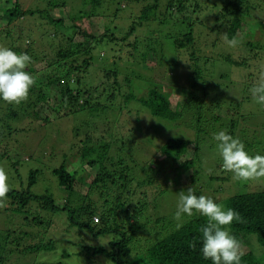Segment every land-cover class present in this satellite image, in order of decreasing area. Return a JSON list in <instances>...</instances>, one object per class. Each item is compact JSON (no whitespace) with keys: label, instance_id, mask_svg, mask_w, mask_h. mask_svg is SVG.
<instances>
[{"label":"trees","instance_id":"16d2710c","mask_svg":"<svg viewBox=\"0 0 264 264\" xmlns=\"http://www.w3.org/2000/svg\"><path fill=\"white\" fill-rule=\"evenodd\" d=\"M202 1H204L203 4L200 3L201 0H153L152 5L148 8L145 7L141 18L144 24L149 23L154 12L157 14L156 8L163 6L164 9L168 8L166 12H177L179 15L180 19L177 18L173 21L172 18L171 24L186 25V31L172 39V49L176 52L187 53L190 60L187 66L188 74L181 75L179 69H175L176 63H171V67L167 70V76L168 82H171L169 87H171L170 85L181 86L183 84L188 86V82L189 92L187 97L180 101L173 99L172 93L163 96L156 90H150L148 99H137L131 87L133 77L125 80L127 91H124L119 83L117 72L104 73L102 78H105L108 83L111 82L107 87L108 94L105 96L109 101L118 97V104H116L125 106L116 107L115 115H118V120L121 121L120 131L128 132L129 129L134 128V126L129 128L130 123L133 122L134 125V122L136 124L140 122L141 119H135L127 107L129 106L134 111L139 110L132 107V103H138L146 110L144 112L139 110L142 120L146 119L149 122L160 119L175 125L185 114L191 115L190 113L194 112L197 116L195 119L196 138L198 133H204L200 128L203 104L209 98L210 105H218L214 104L217 101L213 102L212 92L209 88L212 76L208 70L209 67H207V60L201 55L202 44L211 49L216 47V42L219 40L217 37L220 34L222 38L225 35L229 39L234 37L233 30L243 28L244 20L248 17L253 18L257 12L255 7L258 6L262 9L260 1L264 4V0ZM199 10L204 11L203 20L199 18L194 21L197 16L199 17ZM26 12L23 10L22 0H13L12 5L4 9L1 16L5 19L3 21L10 26L19 18L25 17ZM160 18H162L160 20L162 22L168 19L165 16H160ZM204 20L207 22L210 20L208 25L205 28L197 29L196 24L203 25ZM60 21L57 20L59 23ZM48 23H53V21ZM139 25L141 26V23ZM137 28V24L131 22L125 30H122L123 28L121 31L115 29L116 37L114 34L108 35L107 31L103 35L89 34L75 25L71 36L63 37L58 46L48 47L53 55L44 56L42 62L43 69H48L49 73H42L45 76L38 79V81L42 80V83H39L40 88L36 91L35 85L32 86L27 99L19 104L26 102L31 109L41 106L48 109L51 115L56 116L59 114L56 109L64 108V113L59 114L57 118H64L68 113L83 112L89 122H94L88 125V130H97L99 118L91 112L103 109L102 105L97 102L99 94L93 97L94 92L82 87V78L92 63V50L95 45L103 42L116 43L120 41L125 43L126 39L136 35ZM224 29L226 31L222 33ZM258 29L264 30V22L253 23L247 31L251 36ZM199 32L201 36H199ZM118 33L119 35L124 34L120 40ZM202 34L205 37L213 36L212 42H204ZM247 45L252 58L255 59L264 49V47H259V51L257 43H248ZM14 46L12 44V50L19 52ZM164 58L165 56L162 55L160 61ZM260 58L264 59V54ZM208 59L210 65L213 61H217L230 65L234 69L248 68L247 58L239 62L234 61L229 54L225 56L212 52V56ZM160 63L157 62V65ZM35 66L38 67L36 64L28 63L24 70L27 72H29L27 69L33 70L34 73L29 72L31 75L37 74ZM212 67L214 66L212 65ZM180 70L183 71L184 68ZM34 80L36 81L35 78ZM44 80L45 83H43ZM179 81H181V85ZM71 85L74 86L73 89ZM100 89H104V85L98 88V90ZM41 90L44 94L41 93ZM51 99L56 102L51 103ZM247 101L246 99L245 102ZM3 102L0 101V105ZM47 102L49 106L46 104ZM4 103L6 104V102ZM240 104L237 103L236 108H228L226 111L227 116L233 119L230 122V127L227 126L228 134L232 136H235L233 130L238 124V117L244 125L249 122L248 113L239 114ZM3 110L0 109V115L6 110V115L11 116L12 112L9 107ZM214 118L219 124L223 122L221 119L219 121L217 117ZM46 120L50 124L51 120ZM111 128L112 122L111 125L106 126L104 131ZM119 134L122 138H117V140L115 136ZM116 135L114 140H109L105 145H99L90 138L82 148H74V151L77 152L74 158L79 159V165L83 174L86 175L85 177L77 178L76 171L69 172L65 163L52 170L59 186L69 193L68 200L62 206L57 205L53 197L47 193L35 195L30 192L39 174L37 170H31L28 173L26 185H21L20 190L7 188V192L0 196V205L4 207L1 210L5 211L8 218L12 219L14 212H25L32 207L36 212L29 219L27 217L24 219L26 225L29 221L32 223L28 232H18L12 226L0 227V264H33L32 259H35V255L42 253L54 255L49 260L50 264H211L210 261L202 257L199 251L200 229L207 223L205 217L194 214L192 217H180L181 222L176 223L170 217L155 216V211L164 203L165 195L169 198L175 196L178 198L177 193L187 190L194 184V177H190L182 185L176 178V173L195 168L198 171L200 164L197 139L192 141L164 138L165 142H162L160 147L154 148L152 137L142 135L141 147L133 150L123 138L122 133L118 132ZM239 140L244 144L245 149L250 145L246 141ZM189 150L191 151L190 155ZM1 153V160L18 176V168L23 161H20L17 152ZM158 154L164 158L163 163L155 160ZM52 155L50 159L53 158ZM137 155H141V157L138 158ZM171 159H175L179 163L176 166H166L165 164ZM175 171L176 173H174ZM171 185L173 186L171 187ZM204 190L203 188L194 189L197 195L209 196L208 190L206 193ZM218 203L225 208L234 209L242 217L241 221H234L231 224V232L242 244L241 264H264L261 261L264 257L258 260L259 255L248 250L250 237L255 236L264 252V191L244 192L223 198ZM6 221L8 224L11 222ZM55 233L59 237L65 238V242L69 245L58 247V241L51 237ZM110 234L115 236L102 247H90L83 242L86 239L85 236L99 238ZM77 241L78 243H76ZM69 246H72L71 250H69ZM62 247L64 250L56 251V248L62 249ZM133 251L137 253L130 258ZM27 256L29 260H26ZM70 260L72 262L69 263Z\"/></svg>","mask_w":264,"mask_h":264},{"label":"rangeland","instance_id":"374dc122","mask_svg":"<svg viewBox=\"0 0 264 264\" xmlns=\"http://www.w3.org/2000/svg\"><path fill=\"white\" fill-rule=\"evenodd\" d=\"M12 2L13 0H0V46L11 48L13 44L20 53H26L31 57L30 63L32 65H38V67H34L37 74L32 75L36 79L34 83L36 91L42 83V80L38 81V79L45 76L42 73H49L48 69H43L42 62L44 56L53 55L48 47L58 46L59 41L63 37L71 36L75 25L89 34L94 33L96 35H103L106 33L105 31H107L108 35H115V29L121 31L123 28L122 30H125L131 22H135L138 28L136 35L126 39L125 43L120 41L116 43L103 42L95 45L92 50V63L86 75L82 78V87L94 92L93 97L99 94L97 102L102 105L103 109L91 112L99 118L97 130H88V125L94 122H89L83 112L68 113L64 118H57L59 114L64 113V108L56 109L59 112L56 116L54 114L51 115L48 109H44L41 106L31 109L26 102L21 104H9L7 102L5 104L3 102L0 105L1 110L9 107L11 112L15 114L13 116L11 113V116L8 117L4 109V113L0 115V153L17 152L16 154L19 155L20 161H23L20 163L18 176H16L15 171L13 170V172L0 158V168L4 169L8 177L7 188L20 190L21 185H26L28 173L31 170H37L39 174L30 192L35 195L47 193L53 197L57 205L62 206L68 200L69 193L59 186L52 170L65 163L69 172L76 171L77 178L80 176L85 177L86 175L83 174L79 165V159L74 158L77 153L74 148H82L83 144L85 145L90 138L94 142L99 143V145H105L109 140H114V136L120 132L133 150L141 147L143 136L152 137L154 148L160 147L161 143L165 142L164 138L192 141L197 139L200 164L198 171L195 168L190 171L183 170L178 173L175 171L174 173H176V178L182 185L190 177H194L192 188H203L205 193L208 190L209 196L211 195L217 203L223 198H229L244 192L264 191V175H254L247 180H239L222 167V158L216 148V141L213 139V134L221 130H226L228 133L227 126L230 127V122L233 119L227 116L226 111L228 108H236V104L241 103L239 114L248 113L247 119L249 122L244 125L239 120L240 117H238V124L236 129L233 130L235 135L233 137L250 144L245 149L249 155L264 156V105L258 104L249 91L254 84L264 78V59L260 58L264 54V49L255 59L252 58L247 45L248 43H257L258 50L259 47H264V30L258 29L251 36L247 31L253 23L261 24L264 22V4L261 1L262 9L256 6L257 12L253 15V18L248 17L244 20L245 26L243 28H233L234 37L239 41L237 46H229L225 42L224 37H221V34L217 37L219 40L216 42V47L210 49L207 48V45L202 44L201 55L207 60V67H209L208 70L212 76L210 77L211 85L209 88L212 92L213 102L217 101L214 104L218 106L210 105L208 103L209 98L205 100L201 110L202 120L200 124V128L204 133H198L197 138L195 123L197 116L194 112L190 113L191 115L185 114L183 118L177 121L176 126L160 119H154L153 122H149L146 119L142 120L141 112L146 110L138 103H132V107L139 109L141 112L139 110L134 111L129 106L127 107L135 119H141L140 122L138 124L134 122V125L133 122L130 123L128 125L129 128L131 126H134V128L132 130L129 129L128 132L120 131L121 121L118 120V115H115L116 107L125 106L117 105L118 97L113 101L107 99L105 95L108 94L107 87L111 82L108 83L105 78H102L104 73L117 72L122 89L127 91L125 80L133 77V85L131 87L137 99H148L150 90L161 92L163 96L172 93V97L176 101L186 98L189 92V83L187 82L188 86H184L179 81L181 86L170 85L171 87H169L171 82H168L167 76V70L171 67V63H176L175 69H179L181 75L188 74L187 66L190 63L186 52H176L172 49V39L176 38L177 35H182L187 29L186 25L177 26L171 24L172 18L173 21L177 18L180 19L177 12H166L168 8L164 9L161 6L156 8L157 14L153 13L149 23L144 24L141 20L142 13L146 9L145 7L148 8L153 4V0H22L23 10L27 11L25 17L19 18L8 26L1 15L4 9L12 5ZM200 3L203 4L204 1L201 0ZM203 13V10H199V17L197 16L194 21L199 18L203 20ZM160 16H165L168 19L162 22L160 21L162 19ZM51 20L53 23H48ZM57 20H61L60 23ZM209 21L204 20L203 25L196 24L197 29L205 28ZM139 23H141V26ZM224 31L226 29L222 33ZM199 36H201L200 32ZM118 37L120 40L124 37V34L119 35L118 33ZM202 37L205 40L204 42H212L213 36L205 37L202 34ZM64 45H66L65 42ZM19 52L16 53L20 54ZM212 52L225 56L229 54L234 61L239 62L247 58L248 68L234 69L230 65L221 64L217 61L211 63L214 66L212 67L208 59L212 56ZM162 55L165 58L160 61ZM157 62L161 63L157 65ZM182 68H184L183 71L180 70ZM27 70L30 73H34L33 70ZM43 83H45V80ZM102 85H104V89L98 90ZM71 88L73 89L74 86L71 85ZM41 93L44 94L42 90ZM243 99L248 101L245 102ZM50 102L55 103L56 101L51 99ZM46 104L49 106L48 102ZM214 117H217L219 121L221 119L223 122L221 124L217 123ZM46 119L51 120L50 124L47 123ZM111 122L112 128L104 131L108 124L111 125ZM115 138L120 139L122 137L119 134ZM55 151L57 152L54 153ZM52 152L54 153L53 155L50 154ZM190 152L189 150V155ZM51 155L53 156L52 159H50ZM137 157L140 158L141 155H137ZM155 160L161 163L164 162V158L160 154L157 155ZM178 163L179 161L171 159L165 165L176 166ZM212 177H214V180H212ZM166 197L165 195L164 203L155 211V216L170 217L176 223L181 222V218H177L175 213H173L176 210L178 198H175L176 196L174 198ZM1 208L4 207L0 205L1 228L4 225L12 226L18 232H28L31 229V221L26 225L24 219H26L25 217L29 219L35 215L36 211L33 207L25 212H14L12 219L8 218L5 211L1 210ZM6 220L11 222L8 224ZM114 236L113 234L99 238L85 236L86 239L83 242L90 247L97 248L104 246ZM51 237L58 241V247L69 245L65 242V238L59 237L56 233ZM250 238L248 250L259 255L258 260H260L264 257V252L256 237L251 236ZM63 248H56V251H62L64 250ZM71 249L72 246H69V250ZM136 253V251H133L130 258L134 257ZM41 256H47L51 260L54 255L43 253L35 255L32 263L34 262L33 264H35ZM26 260H29L28 256ZM71 260L69 263L72 262ZM261 261L264 263V259H261Z\"/></svg>","mask_w":264,"mask_h":264},{"label":"clouds","instance_id":"9594fccd","mask_svg":"<svg viewBox=\"0 0 264 264\" xmlns=\"http://www.w3.org/2000/svg\"><path fill=\"white\" fill-rule=\"evenodd\" d=\"M229 46H237L236 37L224 36ZM31 62L26 53L17 54L12 49L0 46V101L18 104L27 99L35 83L34 77L25 67ZM250 94L258 104L264 105V78L254 84ZM216 148L222 158V167L239 180L254 175H264V156L249 155L244 144L236 137L221 130L213 134ZM7 174L0 168V196L7 192ZM176 203L175 216L192 217L194 214L206 218L207 223L200 229V254L211 264H241V241L231 232V224L242 217L231 208H225L212 197L197 195L192 187L181 190ZM37 264H50L47 256H41Z\"/></svg>","mask_w":264,"mask_h":264}]
</instances>
